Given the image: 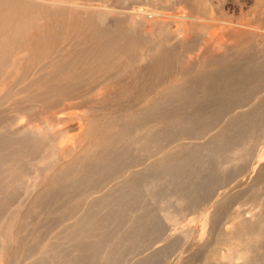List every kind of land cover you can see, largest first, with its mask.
Instances as JSON below:
<instances>
[{"label": "rangeland", "instance_id": "374dc122", "mask_svg": "<svg viewBox=\"0 0 264 264\" xmlns=\"http://www.w3.org/2000/svg\"><path fill=\"white\" fill-rule=\"evenodd\" d=\"M31 1L36 3L39 2L40 4L35 5V10L34 5L33 9L30 7L31 10L29 9L28 13L33 11L28 14L27 20L29 21V16H31V14H33L32 16L34 18L36 16V19L33 22L34 19L32 20L30 17L32 21H24V25L27 26V28L24 25H22V28L23 31L34 32V29L37 30L40 25L45 24L46 17L49 19L47 22L51 27L56 23L54 24L55 26H53L57 29L56 38H58L55 46L57 45L59 47L56 46L57 48L54 49L52 56L54 55L56 58L51 57V61L60 59L65 53L67 54L77 47L79 49L85 47L84 49L86 50L90 48L91 46L87 41V36L89 35L90 28H93L92 25L94 23V29L101 26L100 28L98 27V30L96 29V32L98 31L99 35L103 33L101 36L104 35L103 37L106 36V38L107 35L110 36L116 33L123 34L124 31V33L127 32V35L130 37L134 36L133 38L136 39L135 35L137 36L140 34L137 36L140 37L145 29L152 30L151 34L153 36L151 35L150 38L152 42L148 39L147 42L149 43L145 47L146 52H144V57L137 54V56L140 55L138 57L141 59H138L136 55L131 59L125 58L129 63L128 67L125 66L126 68H124V66L122 67V65H125L122 60L125 59L121 60L122 65L120 68L122 71L119 75H121L120 77L123 79L124 84L122 85L125 87L129 86L132 92L136 91L135 93L137 94L134 95L135 93L133 92L134 94L130 97L134 103L132 101L129 106L127 105L126 110L124 108L122 109L124 110L122 111L123 114L121 113L118 115L137 114L136 118H138L134 119L136 121L134 127L137 121L144 117L140 114V111L149 103L162 100L166 92L183 91L186 93L185 90L189 92L185 96L188 97V100L185 101L186 103L183 102L182 107L179 106L174 110H165L164 117L163 115H153L154 119L151 117L148 121L143 120L145 124L142 125L145 127L143 126V128H141V125L137 124V127H132L131 129L132 131L133 128L134 130L137 128L135 130L136 132L134 130V132L130 131V136L128 133V136H126L127 134L125 132V137L128 138L125 140L121 138L118 144V149L120 148L122 150L119 151L118 155L111 157L114 161L109 159L108 165L104 164L103 166L102 164V162L107 159V153L102 155L92 153L93 155H91L90 151H87V154L85 153L86 155L84 156L89 154L91 158L90 156H88V158L85 157L86 160H84L86 162L82 163L83 166L77 164L70 173L71 176H65L66 174H63V172H57L60 164L56 156L54 157L51 155L50 158L49 154L46 155L47 157L44 156V158H42L40 154L26 152V156L29 155L30 157L24 155V158L23 154L19 152L20 155H18L19 153L16 155L17 159L15 156H12V158L14 157V162H12V159H10V162L9 158V161L3 158V156L8 155L7 152L9 153L10 151L1 150L0 230L5 229L6 233H4L5 230L0 231V235L3 234L0 237V264H264V122L262 123L263 125L261 124V127L256 128L257 130L253 129L256 126L252 124L253 128L250 126L251 129L239 127V129L233 131L232 134L229 133L234 126L235 120L233 121V119L236 118L240 110L243 111L253 108L258 102L264 100V84H262L264 80L258 86L260 88L256 89V95L253 94V97L247 100V104L249 103V105H246L248 107L243 106V108L238 106L236 110L234 105H226L228 102L222 101L219 105L221 108L217 115H209L207 112L210 109L215 110V108L218 107L216 103L208 99V96L210 97L215 91H219V93L222 94L226 87V83H229L231 79L232 82H238L241 79H239V77L243 72V68L249 71V76L247 77L249 79L246 81L248 82L246 83L247 86L255 85V81L256 83L258 82L256 74L259 72L263 73L264 76V0ZM59 1L67 5L64 4L62 6V4H57L56 2L60 3ZM42 7L43 10H45L44 12H42L43 10L41 12L38 10V8L42 9ZM49 7L50 9H48ZM50 11L52 12L51 14ZM154 13L161 17L160 19L164 20L166 23L155 24L156 26L159 25V27L156 28L155 25L150 22L152 17L155 16ZM99 15H103L102 17L104 18L106 17L105 20L103 19L104 21H102ZM143 19L145 21H143ZM30 22H33V24ZM73 22L75 26L74 24L71 26ZM77 22L78 24H76ZM85 22L91 27H86L87 25ZM146 22L147 24L151 23L153 28L150 26L151 24H148V27H150L148 28L147 24H145ZM68 25L71 26L70 30L71 28L74 29V31H71L72 34H70V30L67 29L69 27ZM137 25L138 27H136ZM78 26H80L78 28L80 30L77 31L75 28ZM130 28H132L133 31H131ZM160 29L162 30L160 31ZM139 30L143 31L140 32ZM172 32H175L176 35L174 36ZM133 33L136 34L134 35ZM76 37L83 43L81 44L79 40H76ZM23 41V38H21V50L23 48ZM229 41H231V43ZM232 42H237L238 44H232ZM251 44L252 48H250ZM88 45L89 47H86ZM241 46L243 47L240 48ZM244 49H246V51ZM241 51L244 54L241 53ZM28 55V52L27 54H25V52L24 54L21 53V58L23 59H13L11 65L9 62L10 66H8L6 62L3 64L4 68L8 66L5 69L9 71H7L8 74L2 73L3 75H0V104H11L10 106H12L15 104V100L13 99L19 98L21 100V98H23V102L19 104V107H15V110L8 108V110L11 111H7V114L11 113L12 115L16 113V115H12L13 119H15L14 125L18 126L20 123H25L27 121V124L31 123V125L34 124V126L39 124L41 126L45 124V120L43 119L45 115H42L43 113L41 112L40 106H36V101L41 105V102L38 101L40 97H36L37 95L33 96L34 100L31 99L32 101H30V103L32 102L35 105H33L34 108H31L32 103L30 105L27 101L24 102V96L28 97L32 96V93L35 94L33 88L35 87L34 84L40 83V81L41 83L46 82V80H48L47 73H49V69L47 68V62L42 61L41 64L39 61L32 62ZM165 56L168 57L169 62H165ZM158 57L161 59H159L160 62ZM185 60L187 62H185ZM19 61L23 62L19 63ZM164 62L170 65L169 68H167L168 66L166 67ZM37 63L39 65H37ZM40 65L43 66L41 67ZM150 67L156 70H152ZM13 68L15 72H12ZM166 68L168 72L165 70ZM228 68L230 70V75H224V77V73L222 74V72H226L225 70ZM143 71L145 73L148 71L147 73L149 74L147 77ZM44 72L47 73L45 74ZM151 72H154V74ZM156 72L159 73L155 74ZM44 74L46 75V80L43 79V77H45ZM36 75L40 76L39 78L41 80ZM42 75L43 77L41 78ZM143 76L146 77L143 79H147L145 81L146 83L141 79ZM151 76L152 78H150ZM250 77L253 78L251 79ZM30 80H33L35 83H32L33 81ZM205 86L206 88L204 89ZM193 88L195 89V94L192 92ZM146 89L150 95L147 97L140 96L142 97L141 101V99L137 97ZM102 91H104V93L106 92L105 90ZM15 93L18 94V98H16L17 95ZM226 94L229 93L224 92V95ZM135 96L137 97L135 98ZM202 98H204V103L205 100H207L208 102L210 101L209 105H211L202 113V116H207V119H210L212 122L209 124L206 123L198 131L188 129L189 126L186 123H188L191 117L196 113H201L203 111V105L198 106L200 103H197L199 100L202 101ZM19 99L18 102L20 101ZM72 101L70 102L72 103ZM24 103L26 105L28 103L29 105L25 108ZM197 106L200 109L197 108ZM72 107L70 108L71 110L69 108L66 110V108L61 105L55 108L54 112L56 111L59 115L62 111L60 113L62 117L66 115V118H72L77 113V115L81 114V110L84 111L87 106H84L85 108H83V106H79L80 108L78 106L77 108L76 106ZM27 108L28 110H32L28 111ZM36 110L39 111L38 113H40L41 116L35 114V112H37ZM30 113H34V115L32 116ZM66 113L71 116H67ZM182 115L183 118H185L183 119L185 122L183 127L180 126L181 123H179L180 119H182L180 118ZM15 121H18V123L15 124ZM143 121H141V123ZM148 122L150 124H148ZM16 126H14V128H16ZM138 126H140L141 129L138 128ZM66 127L69 128L68 135L65 134L66 132L61 134L65 136L60 135L58 137L61 142L63 140L67 141L68 137L70 138L71 136L69 140L73 139L76 134V131H72L73 133L71 132L70 124H67ZM66 127L63 125L64 131L67 129ZM222 134L226 136H223L225 140L222 139ZM142 137H144L143 140H139L142 139ZM218 137L220 138L219 140H217ZM58 139L55 140V142H59ZM183 145H186L188 148L182 153L181 150L183 149L179 147ZM140 148L142 149L139 150ZM217 148L222 150L221 152L223 153H221V155H218ZM94 151L95 148H92V152ZM121 152L126 155L123 156ZM94 154H98V156H96L99 158L101 157L102 160H97V157L93 158L95 157ZM171 154L172 157L170 158L169 156ZM33 157L35 159H33ZM1 158L4 160H1ZM37 158L40 160H36ZM55 159H57L58 162L55 161ZM168 159H170V161H167ZM120 160L122 162H120ZM35 161L38 162L35 163ZM97 161L99 165H96ZM158 162H161V164ZM164 162L170 165H168L170 167L168 169L169 172H171L170 174H166L165 177L162 176L159 171L157 172V169L162 163L164 164ZM17 164H19V166ZM157 164L159 165L157 166ZM17 167L24 169L25 173L19 172ZM116 169L117 172L115 171ZM144 171L147 172L144 173V175H146H140V172ZM149 172L152 173L150 174ZM21 174H23V176H21ZM130 175L132 178L136 179H132ZM134 175L136 177H134ZM127 176H130L128 180ZM106 177L108 180H105L107 179ZM138 177L141 178L138 179ZM81 178L84 180L86 178L87 180L84 182ZM123 180L126 181L123 182ZM145 180L146 182H144ZM88 181H90L92 186L88 185L90 184ZM149 182L150 186L152 185V188L150 187L151 189L147 187L149 186ZM115 184L118 186H115ZM142 184L148 189L145 190ZM146 184L147 186H145ZM79 185L87 189V191L81 189ZM118 188L119 190H117ZM52 189L53 191H51ZM124 191L125 194L123 193ZM68 192L72 194V196H69L70 194ZM76 192H78L77 195H80L79 193L83 195H80L81 197L77 196ZM109 192L111 195L108 194ZM112 192H116V195ZM118 194L124 198L123 201ZM51 195L53 197L50 198ZM109 196L111 199L108 200L107 198H110ZM126 196H128L129 199L126 198ZM119 199H121V203L117 201ZM112 202L114 203L112 204ZM244 227L247 231H243ZM237 231H240V233ZM19 240L20 244L18 243ZM3 241L4 243L5 241L9 243H5L4 248L2 246ZM15 241L18 243L17 245ZM1 247L3 249H1ZM46 248L47 250H45ZM15 254L17 255L15 256Z\"/></svg>", "mask_w": 264, "mask_h": 264}, {"label": "bare ground", "instance_id": "6f19581e", "mask_svg": "<svg viewBox=\"0 0 264 264\" xmlns=\"http://www.w3.org/2000/svg\"><path fill=\"white\" fill-rule=\"evenodd\" d=\"M56 1V0H55ZM61 1V0H60ZM59 1V2H60ZM63 2V1H61ZM58 3L56 2L57 4H62V6L65 4V3ZM70 2V1H69ZM38 3V4H37ZM34 2V1H26V0H0V75H3V74H6L7 71H9L8 69L6 70L5 68L10 66L13 59L17 60V59H23L21 58V53L24 54H27L28 52V56L30 57V61L34 62V61H39L40 64L41 62L45 61L47 62V68L49 69V73L47 72H44L45 74L47 73V78L48 80H46V75L45 77H43V75L41 76V78L43 77L44 80H46V82H42L40 81V83H36L34 84L35 87L34 88V93L33 94L32 92V96H24V102L27 101L28 103H30V101H32L31 99H33V96H36V97H40L38 98V101L41 102V105L40 103H38L36 101V106L38 107V105L40 106L41 108V112L43 113L42 115L44 116L43 119L45 120V124L44 125H39V124H36L34 126V124L31 125V123L27 124L25 121V123H20L18 126L14 125V120L12 115H16L15 114H12L11 113H8L7 114V111H11V110H8V108L10 109H14L15 107H19L20 103L23 102V98H21V100L18 98V94L16 98H18L20 101L18 102V99H13L15 100V104H13L12 106L10 105H6V104H0V152L1 150H8L10 151L9 153L7 152L8 155L6 156H3L4 159H7L9 158L12 159L14 162V157L12 158V156H15V158L17 157L16 155L20 152L23 154V157L24 155L26 156V152L27 153H31V154H40V157L44 158V156L46 155H49L50 154V158H51V155L52 156H56V158H58L59 160V167L57 169V172H63V174H66L65 176L67 175H70V173L73 171L74 167L77 165V164H80L82 165L83 162H86V158H88V156H90L89 154L87 156H84L87 154V151H90V154L93 155L92 153H98V154H106L107 155V159H105L104 162H102L103 166L104 164H107L109 159H111V157H114L115 155H118L119 154V151L122 150V149H118V144L120 142V139L122 138V140L124 139H127L125 137V135L128 133L129 136H130V131L132 129V127H134L136 121L134 119H137L136 116L137 114L135 115V113H133L134 115L132 114H127L124 116L122 115H118V114H123L122 110L123 108L126 110L127 109V105L129 106L130 103H132V94H134L132 92V90L130 89L129 86L125 87L123 83V79L120 77L121 75H119L122 71V69L120 68V66L122 65L121 64V60L122 59H125V58H133L135 55L136 57L138 56H142L144 57L143 55L145 54L144 52L145 51V47L146 45L149 43L147 42L148 39L149 41L150 38H151V33H152V30L150 29H145L143 31V34L140 36V37H137L139 35H135L136 39H134L133 37H130L129 35H127V32L124 33L123 31V34H113V35H110L108 36L107 35V38L106 36L103 37L101 36L103 33H101L99 35V32L97 31L96 32V29L98 30L101 26H98L96 29H94V24L92 25L93 28H90L91 26L89 24H86V22H89V21H86L85 25L86 27H89L90 28V32H89V35L87 36V41L88 43H90V48H88L87 50L86 49H79L78 47L75 48L74 50H71V52L69 53H65V55H63V57H59L60 59L58 60H50L51 57H54L56 58L54 55L52 56V54L54 53V49L59 47V46H55L56 44V40L58 38H56V31L57 29L53 26H55L54 23L53 26L51 27V25L47 22V17L45 19V24H42L40 25L37 30L34 29L35 31H23V28H22V25L25 24L24 21H26L28 19V14H30L32 11H30V13H28L29 9L31 10V8L33 9L35 5H39L40 3L39 2ZM47 3V2H46ZM34 5V6H33ZM43 5V4H41ZM40 5V7H41ZM52 5V4H51ZM67 5V4H65ZM33 6V7H32ZM50 6V5H49ZM60 6V5H59ZM76 6V5H75ZM31 7V8H30ZM38 7V6H37ZM44 7V6H43ZM43 7L42 9L41 8H38V10L41 12L43 10ZM61 7V6H60ZM150 7V6H149ZM36 9V6L34 8V10ZM46 9V8H45ZM50 9V7L48 8ZM47 9V10H48ZM72 9V8H71ZM79 9V8H78ZM38 11V12H39ZM45 10H43L42 12H44ZM49 11V10H48ZM255 11V10H254ZM102 12V11H101ZM191 12V11H190ZM52 12L50 11V14ZM79 13V12H78ZM44 14V13H43ZM47 14V13H46ZM49 14V13H48ZM109 14V13H108ZM231 14V13H230ZM263 14V13H262ZM33 14H31V16H29V21L32 19L33 22L35 21L36 19V16L35 18L32 16ZM35 15V13H34ZM36 15H39V14H36ZM57 15V14H56ZM155 15V13H154ZM61 16V15H60ZM66 16V15H65ZM100 18L102 19V21L105 20L104 17H102L101 15H99ZM253 16V15H252ZM259 16V15H258ZM264 16V14H263ZM31 17V19H30ZM86 17V16H85ZM144 17V16H143ZM261 17V16H260ZM49 18V17H48ZM58 18V16H57ZM56 18V19H57ZM146 18V17H144ZM150 18V17H149ZM161 17H159L158 15H155L152 17L151 21L149 19V21L151 23H153V25L155 24H162V23H166L164 20H161L160 19ZM41 19V18H40ZM43 19V18H42ZM59 19V18H58ZM86 19V18H85ZM104 19V20H103ZM147 19V18H146ZM31 20V21H32ZM138 20H141V19H138ZM184 20V19H183ZM262 20V19H261ZM28 21V20H27ZM28 21V22H29ZM51 21V20H50ZM65 21V20H64ZM143 21H145L143 19ZM260 21V20H259ZM33 22H30L33 24ZM92 22V21H91ZM141 22V21H140ZM188 22V21H187ZM262 22V21H261ZM36 23L38 24V22L36 21ZM62 23V22H61ZM60 23V24H61ZM151 23H148V24H151ZM169 23V22H168ZM185 23V21H184ZM260 23V22H259ZM27 24V23H26ZM74 22L72 23L71 26H73ZM78 24V22L76 23ZM138 24V23H136ZM147 24V22L145 23ZM147 24V27L149 26ZM189 24V23H187ZM262 24V23H261ZM28 25V24H27ZM70 25V24H69ZM68 25V26H69ZM80 25V24H79ZM99 25V24H97ZM120 25V24H119ZM131 25V24H130ZM135 25V24H133ZM132 25V26H133ZM185 25V24H184ZM190 25V24H189ZM25 26V25H24ZM29 26V25H28ZM57 26V25H56ZM69 26L67 29L70 30V27ZM75 26V24H74ZM77 26V25H76ZM152 26V24L150 25ZM163 26V25H161ZM166 26V25H165ZM27 28V26H25ZM30 27V26H29ZM34 27V25H33ZM58 27V26H57ZM64 27V26H63ZM80 26L78 27H73L75 28L77 31L80 30L78 29ZM135 27V26H133ZM132 27V28H133ZM138 27V25L136 26ZM143 27H146V26H143ZM155 27H159L155 25ZM190 27V26H189ZM188 27V28H189ZM247 27V26H246ZM131 29V31H133ZM150 28V27H148ZM153 28V26H152ZM151 28V29H152ZM30 29V28H29ZM62 29V27H61ZM139 29V28H138ZM254 29V28H253ZM74 31V29L71 28L70 30V34L71 31ZM118 30V28H117ZM135 30V29H134ZM154 30V29H153ZM162 29H160L161 31ZM167 30V29H166ZM165 30V32H166ZM172 30H175V29H172ZM184 30V29H183ZM244 30V29H243ZM138 31V30H137ZM136 31V32H137ZM140 31V30H139ZM140 31V32H141ZM186 31V30H184ZM183 31V32H184ZM101 32V30H100ZM122 32V31H121ZM139 32V33H140ZM164 32V31H163ZM170 32V30H169ZM242 32V31H241ZM240 32V33H241ZM253 32V31H252ZM255 32V30H254ZM79 33V32H78ZM109 33V32H108ZM130 33V32H129ZM154 33V32H153ZM174 33V36L176 35L175 32H172ZM186 33V32H185ZM188 33V31H187ZM233 33V32H232ZM261 33V32H260ZM69 34V33H68ZM77 34V33H76ZM85 34V33H84ZM105 34V33H104ZM125 34V35H124ZM162 34V33H161ZM178 34V33H177ZM239 34V33H238ZM132 35V33H131ZM155 35V34H154ZM184 35V33H183ZM182 35V36H183ZM189 35V34H188ZM212 35V34H211ZM256 35V34H255ZM264 35V34H263ZM75 36V35H74ZM85 36V35H84ZM153 36V35H152ZM262 36V35H261ZM81 37V36H80ZM217 37V36H216ZM23 38V48L21 50V47H20V39ZM139 38V39H138ZM158 38V37H157ZM171 38V37H170ZM174 38V37H173ZM231 39H233L232 37H229ZM235 38V37H234ZM243 38V36H242ZM84 39V38H83ZM166 39V37H165ZM175 39V38H174ZM185 39V38H184ZM214 39V37H213ZM221 39V38H220ZM255 39V38H254ZM76 40H79L77 39L76 37ZM244 40V39H243ZM249 40V39H248ZM264 40V39H263ZM81 42V40H79ZM78 41V42H79ZM160 41V40H159ZM184 41V40H183ZM247 41V40H246ZM74 42V41H73ZM79 42V43H80ZM152 42V41H151ZM154 42V41H153ZM179 42V41H178ZM218 42V41H217ZM231 43V41H229ZM249 42V41H248ZM77 43V42H76ZM75 43V45H76ZM83 42H81L82 44ZM85 43V42H84ZM156 43V41H155ZM224 43V42H223ZM236 44L235 42H232V44ZM250 43V42H249ZM58 44V43H57ZM152 44V43H151ZM176 44V43H174ZM186 44V43H185ZM217 44V43H216ZM238 44V43H237ZM161 45V44H160ZM164 45V44H162ZM183 45V44H182ZM223 45V44H222ZM229 45V44H228ZM241 45V44H240ZM249 45V44H248ZM255 45V44H254ZM263 45V44H262ZM80 46V44H79ZM151 46V45H150ZM181 46V45H179ZM261 46V45H260ZM86 47H89L86 46ZM177 47V45H176ZM206 47V46H205ZM234 47V46H232ZM243 46H241L240 48H242ZM156 48V47H155ZM201 48H204V47H201ZM200 48V49H201ZM239 48V47H238ZM245 48V47H244ZM252 48V44H251V47ZM262 48V47H261ZM147 49V48H146ZM160 49V48H159ZM183 50V49H181ZM189 50V49H188ZM202 50V49H201ZM246 51V49H244ZM157 51V50H156ZM165 51V50H164ZM163 51V52H164ZM240 51V50H239ZM248 51V49H247ZM65 52V51H64ZM167 52V51H166ZM241 53H243L241 51ZM246 53V52H245ZM137 54H140L137 56ZM174 54V53H173ZM239 54V53H238ZM244 54V53H243ZM161 55V54H160ZM240 55V54H239ZM238 55V56H239ZM147 56V55H146ZM169 56V55H168ZM206 56V55H205ZM198 57V56H196ZM195 57V58H196ZM237 57V56H236ZM140 57H138L139 59ZM166 58V61H168V57H164ZM170 58V57H169ZM26 59V58H25ZM125 59V60H122L123 64L125 65H122V67L124 66V68H126L125 66L128 67L129 63H128V60ZM137 59V58H136ZM135 59V60H136ZM141 59V58H140ZM160 59V57H158V60ZM172 59V58H171ZM219 59V58H218ZM49 60V61H47ZM143 60V59H142ZM161 60V59H160ZM159 60V62H160ZM164 60V59H163ZM188 60V59H187ZM192 60V59H191ZM222 60V59H221ZM246 60V59H245ZM127 61V62H126ZM150 61V60H149ZM215 61V60H214ZM213 61V62H214ZM8 63L7 65L8 66H3V64ZM9 62H10V65H9ZM23 62V61H21ZM19 61V63H21ZM28 62V61H27ZM146 62V61H145ZM164 62V64H165ZM169 62V61H168ZM185 62H187L185 60ZM191 62V61H190ZM212 62V63H213ZM17 63V61H16ZM25 63V62H24ZM127 63V65H126ZM131 64V63H130ZM29 65H30V62H29ZM28 65V66H29ZM33 65V64H32ZM36 65V63H35ZM34 65V67H35ZM37 65H39L37 63ZM44 65V63H43ZM42 65V66H43ZM167 68H169V64H165ZM185 65V63H184ZM17 66V65H16ZM27 66V64H26ZM41 66V65H40ZM41 66V67H42ZM21 67V65H20ZM19 67V68H20ZM137 67V66H136ZM187 67V66H186ZM16 68V67H15ZM37 68V67H36ZM151 68V67H150ZM160 68V67H159ZM167 68L165 69L167 71ZM171 68V67H170ZM208 68V67H207ZM211 68V67H210ZM227 68V67H226ZM5 69V70H4ZM21 69V68H20ZM43 69V68H42ZM45 69V67H44ZM121 69V70H120ZM149 69V68H148ZM152 69V68H151ZM155 69V68H153ZM152 69V70H153ZM190 69V68H189ZM11 70V69H10ZM147 70V69H146ZM150 70V69H149ZM156 70V69H155ZM164 70V72H165ZM169 70V69H168ZM185 70V69H184ZM215 70V69H214ZM263 70V69H262ZM14 71V68L12 70V72ZM26 72H28L27 70H25ZM135 71V70H134ZM151 71V70H150ZM210 71V70H209ZM226 72H222L223 76H228L230 75V70L229 68L227 70H225ZM264 71V70H263ZM261 71V72H263ZM15 72V71H14ZM18 72V71H17ZM144 72V71H143ZM148 72V71H147ZM146 72V73H147ZM168 72V71H167ZM208 72V71H207ZM240 72V71H239ZM3 73V74H2ZM10 73V72H9ZM23 73V72H21ZM145 73V72H144ZM147 75L149 73H147ZM154 74V72H151ZM159 72H156L155 74H158ZM166 73V72H165ZM209 73V72H208ZM251 73V72H250ZM257 73V72H255ZM8 74V73H7ZM11 74V73H10ZM30 74V73H29ZM43 74V72H42ZM123 74V73H122ZM164 74V73H163ZM204 74V72H203ZM210 74H213V73H210ZM15 75V74H14ZM19 75V74H18ZM161 75V74H159ZM205 75V74H204ZM215 75V74H214ZM254 75V74H253ZM251 75V76H253ZM31 76V75H30ZM38 76V75H36ZM35 76V77H36ZM150 76V75H149ZM153 76V75H152ZM152 76L150 78H152ZM158 76V75H157ZM224 76V77H225ZM233 76V75H231ZM229 76V77H231ZM249 76V71L246 69V68H243V72L242 74L240 75L239 77V81L238 82H232V79L229 81V83H226V87L224 88L223 90V93L220 94L219 91H215V93L211 94V96L209 97L208 96V99H211V101L213 103H216V106H218L217 108H215V110L213 109H210L208 112L209 115H217L218 111L220 110L221 106L219 107L220 103H222V101L224 102H228L226 105H234L235 106V109L239 106V107H243V106H247L249 105V103L247 104V100L251 97H253V94H255L256 92V89L260 88L258 87L260 85V83H262V81L264 80V76H263V73H258L256 74V77L258 79V82L256 83V81L254 82L255 85H252V86H247L246 82L247 78ZM16 77V76H15ZM14 77V79H15ZM40 76H38L39 78ZM126 77V76H125ZM145 76H143L141 79L145 82L146 80L143 79ZM145 77V78H146ZM160 77V76H159ZM164 77V76H163ZM211 77V76H210ZM227 77V78H229ZM260 80H259V78ZM12 78V77H10ZM19 78V76H18ZM121 78V79H120ZM156 78V77H155ZM158 78V77H157ZM217 78V77H216ZM251 79L253 77H250ZM255 78V77H254ZM34 79V78H33ZM40 79V78H39ZM138 79V78H137ZM230 79V78H229ZM234 79V78H233ZM4 80V79H3ZM41 80V79H40ZM256 80V78H255ZM30 81H33V80H30ZM151 81V80H149ZM203 81V80H202ZM16 82H19V81H16ZM21 82V81H20ZM219 82V81H218ZM31 83V82H30ZM32 83H35L34 81ZM146 83V82H145ZM149 83V82H148ZM162 83V82H161ZM251 83V82H249ZM129 84V83H127ZM264 84V83H262ZM27 85V84H26ZM32 85V84H31ZM30 85V86H31ZM32 85V86H34ZM224 85V84H223ZM250 85V84H249ZM12 86V85H11ZM18 86V85H17ZM140 87V86H139ZM138 88V87H137ZM184 88V87H183ZM203 88V87H202ZM206 88V86L204 87V89ZM208 88V87H207ZM223 89V88H222ZM221 89V90H222ZM102 90H105L106 92L104 93V91ZM134 90V89H133ZM136 90V88H135ZM143 90V89H142ZM141 90V91H142ZM153 90V89H152ZM183 90V89H182ZM194 92V88L192 89ZM215 90V89H214ZM213 90V92H214ZM148 90L146 89L144 92L142 91L141 94L137 97L135 96V98H140L141 101H142V97L140 96H143V97H147L149 96L150 94L147 92ZM185 92L183 91H173L171 93H167L164 95L163 99L162 100H159V101H153L152 103H149L147 106H145L144 109H142L140 111V114L143 115V119H140L141 121H148L149 118L151 119V117L154 119V116L153 115H158V116H162L163 117L165 116L164 115V112L165 110L169 109V110H174L176 108H178L179 106H183V102H185L186 100H188L187 98L188 97H185L186 94H188L187 90H185ZM20 92H23V91H20ZM29 92V91H28ZM138 92V91H137ZM191 92V91H190ZM191 92V93H192ZM212 92V91H211ZM224 92L225 93H229V94H226L224 95ZM264 92V91H263ZM262 92V93H263ZM26 93V92H25ZM30 93V92H29ZM185 93V95H184ZM198 93V92H197ZM261 93V94H262ZM137 93H135L134 95H136ZM195 94V92H194ZM20 95V94H19ZM202 95V94H201ZM256 95V94H255ZM258 95H259V92H258ZM131 96V97H130ZM1 97V96H0ZM20 97V96H19ZM34 97V98H36ZM130 97V98H129ZM195 97V96H194ZM263 97V96H262ZM257 98V97H255ZM10 99V98H9ZM207 99V98H205ZM260 99V98H259ZM34 100V99H33ZM37 100V99H36ZM74 102H73V101ZM146 100H149V99H146ZM253 100V99H252ZM258 100V99H257ZM72 101V103L70 102ZM140 101V100H139ZM198 101V100H197ZM202 101H203V104H202ZM202 101L199 100V102L197 103H200V105L198 106H201L203 105V111L201 113H196L194 116L191 117V120L186 123L188 124V129H193V130H200L201 127L203 125H205L206 123H211L212 121L209 119H207V116H202L206 109L211 106L209 105V102L207 100H205V103H204V98H202ZM207 101V102H206ZM260 101V100H258ZM5 102V101H4ZM17 102V103H16ZM34 102V101H33ZM251 102V101H250ZM7 103V102H6ZM10 103V102H9ZM27 103V105H29ZM32 103V102H31ZM30 103V105H31ZM134 103V101H133ZM186 103V102H185ZM225 104V103H224ZM247 104V105H246ZM25 105V106H24ZM24 107L26 108L27 105L24 103ZM33 105H35L34 103H32V107L31 108H34ZM63 106L64 108H66V110L69 108H71L72 106H83V108H85L84 106H87L85 108V110H81L82 113L79 114V115H75L73 116L72 118L70 117L71 115H68L67 113V116H69L70 118H66L64 115L63 117L61 116V112L59 113V115L56 113V111L54 112V109L59 107V106ZM223 105V104H222ZM5 106V107H4ZM21 106V107H23ZM197 106V108H199ZM7 107V108H6ZM72 107V108H73ZM214 107V106H213ZM229 107V106H228ZM248 107V106H247ZM80 108V107H79ZM82 108V107H81ZM130 108V107H128ZM196 108V109H197ZM211 108V107H210ZM244 108V107H243ZM246 108V107H245ZM18 109V108H17ZM21 109V108H20ZM193 109V108H192ZM200 109V108H199ZM230 109V108H229ZM15 110V109H14ZM23 110V109H21ZM28 110V108H27ZM32 110V109H30ZM28 110V111H30ZM64 110V109H62ZM71 110V109H70ZM198 110V109H197ZM212 110V111H211ZM237 110V109H236ZM37 112H35V114H39L38 113L39 111L36 110ZM65 111V110H64ZM137 111V110H136ZM201 111V110H200ZM231 111V110H230ZM168 112V111H167ZM192 112V111H191ZM198 112V111H197ZM221 112V111H220ZM224 112V111H223ZM236 112V111H235ZM14 113V112H13ZM173 113V112H172ZM222 113V112H221ZM230 113H233V112H230ZM229 113V114H230ZM10 114V115H9ZM18 114V113H17ZM31 114V113H30ZM64 114V113H63ZM62 114V115H63ZM138 114V115H140ZM192 114V113H191ZM220 114V113H219ZM235 114V113H233ZM32 116L34 115V113L31 114ZM38 115V116H39ZM186 115V114H185ZM222 115V114H221ZM41 116V115H40ZM16 117V116H14ZM140 117V116H139ZM146 117V118H145ZM162 117V118H163ZM211 117V116H210ZM17 118V117H16ZM156 118V116H155ZM161 118V117H160ZM168 118V117H167ZM166 118V119H167ZM171 118V117H170ZM182 119H180V126H184L185 122L183 121V115L182 117H180ZM189 118V117H188ZM19 119V118H18ZM157 119V118H156ZM17 120V119H16ZM138 120V121H140ZM235 120V121H234ZM137 121V124H140L141 125V128H143L144 125L142 124H145V122L143 121L141 123ZM153 121V120H152ZM188 121V119H187ZM232 121V120H231ZM234 121V126L233 128H231L230 132L232 134L233 131L239 129V127H247V129H251L250 126H256L255 128H252L255 130L256 128H259L261 127L264 122V100L258 102L253 108H250V109H247V110H240L239 114L236 116V118L233 119ZM18 121H15V124H17ZM67 124H70L71 128V132L72 131H76V134L74 135L73 139L69 140L70 138L68 137V140H63L62 142L60 141V138L58 139V137L61 135V134H64V132H66L65 134L68 133V129L66 126ZM137 124L135 127H137ZM148 124H150L148 122ZM262 124V125H261ZM12 125H13V128H12ZM63 125H65V128L66 130L64 131V128H63ZM147 125V124H146ZM231 125V124H230ZM14 126H16V128H14ZM134 127V128H135ZM145 127V126H144ZM187 127V126H186ZM230 127V126H229ZM232 127V126H231ZM249 127V128H248ZM133 128V130H134ZM138 128H140V126H138ZM140 128V129H141ZM185 128V127H184ZM73 129V130H72ZM137 129V128H136ZM135 129V130H136ZM182 129V128H181ZM225 129V128H224ZM131 131V132H134V131ZM178 130V129H177ZM244 130V129H243ZM257 130V129H256ZM261 130V129H260ZM129 131V132H128ZM148 131V130H147ZM158 131V130H157ZM229 131V130H228ZM126 132V134H125ZM136 132V131H135ZM180 132V131H179ZM73 133V132H72ZM124 133V135H123ZM181 133V132H180ZM183 133V132H182ZM185 133V132H184ZM128 134L126 136H128ZM229 134V135H231ZM68 135V134H67ZM151 135V134H150ZM61 136H64V135H61ZM70 136V135H69ZM125 138H124V137ZM141 136V135H140ZM152 136V135H151ZM157 136V135H155ZM154 136V137H155ZM222 136V139H223V136L226 137L224 134L221 135ZM65 137V136H64ZM149 137V136H148ZM160 137V136H159ZM63 138V137H61ZM139 138V137H138ZM144 137H142V139H139V140H143ZM59 142H55V140H57ZM217 139V138H216ZM214 139L215 141L219 140L220 138L218 137V139L216 140ZM121 140V141H122ZM146 140V139H145ZM149 140V138H148ZM147 140V141H148ZM225 140V139H223ZM222 140V141H223ZM221 141V142H222ZM55 142V143H54ZM137 142V140H136ZM150 142V141H149ZM224 142V141H223ZM144 143V141H143ZM151 143V142H150ZM152 144V143H151ZM217 144V143H216ZM220 144V143H219ZM126 145V144H125ZM146 145V144H145ZM149 145V144H148ZM218 145V144H217ZM221 145V144H220ZM219 145V146H220ZM124 146V145H123ZM130 146V145H128ZM150 146V145H149ZM147 146V147H149ZM188 146V145H187ZM190 146V145H189ZM151 147V146H150ZM92 148H95V151L92 152ZM125 148V146H124ZM130 148V147H128ZM145 148V147H144ZM143 148V149H144ZM153 148V147H152ZM180 149H183L181 150V152H185L186 149L188 147H186V145H183V146H180L179 147ZM91 149V150H90ZM142 148H140L139 150H141ZM218 150V155H221V152L222 150H220V148H217ZM126 150L128 151L127 147H126ZM138 150V151H139ZM145 150V149H144ZM178 150V149H177ZM209 150V149H208ZM13 151V152H12ZM152 151V149H151ZM176 151V150H175ZM125 152V151H124ZM4 153V152H2ZM11 153V154H10ZM14 153V155H13ZM20 153L18 155H20ZM86 153V154H85ZM123 154V152H121ZM98 154H96L98 156ZM136 154V153H135ZM168 154V153H167ZM173 154V153H172ZM172 154L169 156L170 158L172 157ZM1 155V154H0ZM94 154L95 157L93 158H96V156ZM126 155L125 153L123 154V156ZM132 155V154H131ZM130 155V156H131ZM181 155V154H180ZM184 155V154H183ZM100 156V155H99ZM105 156V155H104ZM167 156V155H166ZM179 156V154H178ZM182 156V155H181ZM6 157V158H5ZM26 157H30L29 155L26 156ZM47 157V156H46ZM53 157V158H54ZM117 157V156H116ZM119 157V156H118ZM25 158V157H24ZM41 158V159H42ZM49 158V157H48ZM91 158V156H90ZM98 159L97 160H102V158L100 159L99 157H97ZM126 158V157H125ZM184 158V157H183ZM219 158V157H218ZM1 158V160H4ZM17 159V158H16ZM28 159V158H26ZM33 159H35L33 157ZM85 159V160H84ZM120 159V158H118ZM216 159V158H215ZM6 160V161H7ZM8 160V161H9ZM31 160V159H30ZM38 160V158L36 159ZM40 160V159H39ZM38 160V161H39ZM57 159H55V161L58 162ZM93 160V159H92ZM112 161H114L113 159H111ZM123 160V159H122ZM126 160V159H125ZM135 160V159H133ZM138 160V159H137ZM217 160V159H216ZM19 161H20V157H19ZM17 161V162H19ZM38 161H35V163H37ZM43 161V160H42ZM50 161V160H49ZM48 161V162H49ZM90 161V160H89ZM131 161V160H130ZM165 161V160H164ZM167 161H170V159H168ZM166 161V162H167ZM11 162V160H10ZM34 162V161H33ZM44 162V161H43ZM54 162V161H53ZM94 162V161H93ZM111 162V161H110ZM120 162H122L120 160ZM128 162V161H127ZM52 163V162H51ZM161 164V162H158ZM182 163V162H181ZM11 164V163H10ZM41 164V162H40ZM121 164V163H120ZM124 164V163H123ZM126 164V163H125ZM184 164V163H182ZM19 166V164H17ZM27 165V164H26ZM42 165V164H41ZM44 165V163H43ZM78 165V166H80ZM85 165V164H84ZM96 165H99L98 161L96 163ZM95 165V166H96ZM108 165V164H107ZM119 165V164H118ZM151 165V164H150ZM159 164H157L158 166ZM169 165V164H168ZM165 162L164 164L162 163V165H160V167L157 169V172L159 171L160 174L162 176L165 177L166 174H170L171 172H169V169L170 168ZM179 165V164H178ZM16 166V165H15ZM83 166V165H82ZM94 166V167H95ZM120 166V165H119ZM124 166V165H122ZM126 166V165H125ZM130 166V165H129ZM264 166V165H263ZM27 167V166H26ZM149 167V166H148ZM151 167V166H150ZM181 167V165H180ZM205 167V166H204ZM18 168V167H17ZM30 168V167H29ZM80 168V167H79ZM110 168V167H108ZM113 168V167H111ZM156 168V167H155ZM198 168V167H197ZM93 169V168H92ZM92 169H89V170H92ZM119 169V168H118ZM122 169V167H121ZM129 169V168H128ZM130 170V169H129ZM150 170V169H149ZM154 170V169H153ZM182 170V169H181ZM180 170V171H181ZM184 170V169H183ZM17 171V170H16ZM18 171L19 172H24V169H22L21 167L18 168ZM50 171V170H49ZM77 171V169H76ZM94 171V170H93ZM117 172V169L115 170ZM120 171V170H119ZM126 171V170H125ZM135 171H138V170H135ZM148 171V169H147ZM18 172V173H19ZM115 172V173H116ZM156 172V171H155ZM176 172V171H174ZM201 172V171H200ZM264 172V171H263ZM25 173V172H24ZM54 173V172H53ZM110 173V172H108ZM133 173V172H131ZM144 173H147V172H140V175ZM150 173V172H149ZM152 173V172H151ZM150 173V174H151ZM154 173V172H153ZM254 173V172H253ZM56 174V173H55ZM98 174V173H97ZM112 174V173H111ZM117 174V173H116ZM16 175V174H15ZM25 175V174H24ZM58 175V173H57ZM77 175V174H76ZM100 175V174H99ZM123 175V174H122ZM146 175V174H145ZM144 175V176H145ZM7 176V175H6ZM21 176H23V174H21ZM61 176V175H60ZM71 176V175H70ZM83 176V174H82ZM81 176V177H82ZM96 176V175H95ZM114 176V175H113ZM119 176V175H118ZM131 176V175H130ZM129 176V177H130ZM171 176V175H170ZM51 177V176H49ZM63 177V176H62ZM61 177V178H62ZM69 177V176H68ZM108 177V176H107ZM106 177V178H107ZM110 177V176H109ZM125 177V176H124ZM129 177L127 176V180L129 179ZM134 177H136L134 175ZM142 177V176H141ZM141 177H138V179H140ZM74 178V177H73ZM84 178V176H83ZM81 178V179H83ZM91 178V177H90ZM132 178V176H131ZM48 179V178H47ZM55 179V178H54ZM77 179V178H76ZM118 179V178H117ZM125 179V178H124ZM132 179H136V178H132ZM64 180V179H63ZM84 180V179H83ZM85 180H87L85 178ZM84 180V182H85ZM89 180V178H88ZM94 180V178H93ZM105 180H108L105 179ZM114 180V179H113ZM122 180V179H121ZM81 181V180H80ZM92 181V180H91ZM98 181V180H97ZM104 181V180H102ZM100 181V182H102ZM126 180H123V182H125ZM141 181V180H139ZM149 181V180H148ZM15 182V181H14ZM56 182V181H55ZM58 182V181H57ZM62 182V181H61ZM74 182V181H73ZM83 182V181H82ZM81 182V183H82ZM90 183V181H88ZM94 182V181H93ZM130 182V181H128ZM132 182V181H131ZM135 182V181H134ZM138 182V180H137ZM146 182V180L144 181ZM51 183V182H50ZM64 183V182H63ZM67 183V182H66ZM99 183V182H97ZM104 183V182H103ZM117 183V182H116ZM121 183V182H120ZM141 183V182H140ZM142 183H143V180H142ZM152 183V182H151ZM158 183V182H157ZM58 184V183H57ZM60 184V183H59ZM74 184V183H73ZM72 184V185H73ZM85 184V183H83ZM88 184V183H87ZM86 184V185H87ZM91 184V183H90ZM88 184L89 186H92V184L90 185ZM133 184V183H132ZM159 184V183H158ZM168 184V183H167ZM69 185V184H68ZM81 185V184H80ZM79 185V186H80ZM85 185V187H86ZM104 185V184H103ZM123 185V184H121ZM126 185V184H125ZM136 185V184H135ZM141 185V184H140ZM140 185H137V186H140ZM149 186H147V184L145 186L147 187H151L152 188V185L150 186V182L148 183ZM9 186V185H8ZM66 186V185H65ZM70 186V185H69ZM78 186V187H79ZM115 186H118L115 184ZM114 186V187H115ZM132 186V185H131ZM143 186V184H142ZM77 187V188H78ZM88 187V186H87ZM129 187V186H127ZM136 187V186H135ZM134 187V188H135ZM144 187V186H143ZM6 188V187H5ZM23 188V187H21ZM69 188V187H68ZM67 188V189H68ZM81 189H84L83 187L80 186ZM117 188V187H116ZM121 188V187H119ZM119 188L117 190H119ZM124 188V187H123ZM131 188V187H130ZM145 190H147L148 188L144 187ZM150 188V189H151ZM154 188V187H153ZM163 188V187H162ZM199 188V187H198ZM202 188V187H201ZM54 189V188H53ZM53 189L51 191H53ZM70 189V188H69ZM91 189V187H90ZM205 189V188H204ZM16 190V189H15ZM57 190V189H55ZM75 190V189H74ZM73 190V192H74ZM115 190V189H114ZM122 190V189H121ZM130 190V189H129ZM68 191V190H67ZM76 191V190H75ZM80 191V190H79ZM84 191H87V189H84ZM83 191V192H84ZM89 191V190H88ZM132 191V190H131ZM142 191V190H141ZM144 191V189H143ZM152 191V190H151ZM150 191V192H151ZM7 192V191H6ZM72 192V191H70ZM82 192V191H81ZM118 192V191H116ZM115 192V193H116ZM148 192V191H147ZM4 193V192H3ZM8 193V192H7ZM53 193V192H52ZM69 193V192H68ZM78 192H76V195H77ZM86 193V192H84ZM113 193V192H112ZM113 193V194H115ZM121 193V191H120ZM125 194V191L123 192ZM138 193V192H137ZM207 193V192H206ZM70 194V193H69ZM68 194V195H69ZM80 195H83L82 193H79ZM108 194L111 195V193L109 192ZM128 194V193H127ZM139 194V193H138ZM148 194V193H147ZM11 195V194H10ZM53 195V194H52ZM50 196L53 197V196ZM75 195V194H74ZM73 195V196H74ZM80 195H77V196H80ZM107 195V194H106ZM116 195V194H115ZM120 198L121 195L118 194ZM129 195V194H128ZM15 196V195H14ZM55 196V195H54ZM66 196V195H65ZM69 196H72V194H70ZM125 196V195H124ZM123 196V197H124ZM131 196V195H130ZM129 196V197H130ZM140 196V195H139ZM11 197V196H10ZM56 197V196H55ZM81 197V196H80ZM84 197V196H83ZM107 197V196H106ZM110 197V196H109ZM114 197V196H113ZM8 198V197H7ZM12 198V197H11ZM15 198V197H14ZM22 198V197H21ZM47 198V197H46ZM126 198H128V196H126ZM132 198V196H131ZM53 199V198H52ZM106 199V198H105ZM108 200L111 199L110 198H107ZM106 199V200H107ZM114 199V198H113ZM117 199V197H116ZM124 198H122V201H123ZM129 199V198H128ZM115 200V199H114ZM113 200V201H114ZM120 200V201H119ZM117 200L119 203H121V199ZM116 201V200H115ZM126 201V200H125ZM129 201V200H128ZM137 201V200H136ZM39 202V201H38ZM114 202H112L113 204ZM127 203V202H126ZM78 204V203H77ZM124 204V203H123ZM128 204V203H127ZM108 205V204H107ZM111 205V203H110ZM118 205V204H117ZM36 206V205H35ZM106 206V205H105ZM120 206V205H119ZM18 207V206H17ZM93 207V206H92ZM221 207V206H220ZM34 208V207H33ZM38 208V207H37ZM63 208V207H62ZM108 208V207H107ZM120 208V207H119ZM125 208V207H124ZM7 210V209H6ZM11 210V209H10ZM70 210V209H69ZM60 211V210H59ZM58 211V212H59ZM68 211V210H67ZM73 211V210H72ZM92 213V212H91ZM143 213V212H142ZM64 214V213H63ZM94 214V213H93ZM32 217V216H31ZM66 217V216H65ZM92 217V216H91ZM62 218V217H61ZM95 218V217H94ZM98 218V217H97ZM99 219V218H98ZM8 220V219H7ZM93 220V218H92ZM146 221V220H145ZM89 222V221H88ZM6 224H8L7 222H5ZM11 223V222H10ZM94 224V223H93ZM140 224V223H139ZM4 225V223H3ZM27 225V224H26ZM1 226V225H0ZM242 229V228H241ZM2 230H5V229H2ZM0 230V231H2ZM29 230V229H28ZM239 230V229H238ZM245 230V227L243 229V231ZM247 231V230H245ZM263 231V230H262ZM240 233V231H237ZM3 233V232H2ZM4 233H6V230L4 231ZM21 233V232H19ZM18 233V234H19ZM238 233V234H239ZM241 233H242V230H241ZM244 233V232H243ZM264 233V232H263ZM88 234V233H87ZM246 234V233H245ZM244 234V235H245ZM249 234V233H248ZM3 235V234H1ZM0 235V237H1ZM75 235V233H74ZM73 235V236H74ZM90 235V233H89ZM247 235V234H246ZM7 236V235H6ZM12 237V236H11ZM7 238V237H6ZM13 238V237H12ZM255 238V237H254ZM5 239V237H4ZM70 239V238H69ZM87 239V238H86ZM124 239V238H123ZM237 239V238H236ZM7 241V240H6ZM5 241V243H6ZM71 241V240H70ZM69 241V242H70ZM125 241V240H124ZM237 241V240H236ZM12 242V241H11ZM20 242V240L18 241V243ZM4 241H3V248H4ZM16 243V241H15ZM16 243V245L18 244ZM6 244H9V243H6ZM20 244V243H19ZM1 246V245H0ZM20 246V245H19ZM49 247V246H48ZM1 247V249H3ZM21 249V248H20ZM6 250V248H5ZM47 250V248L45 249ZM1 252V251H0ZM11 254V253H9ZM248 254V253H247ZM17 254H15L16 256ZM35 255V254H34ZM54 255V254H53ZM14 256V255H13ZM56 256V255H55ZM63 257V256H62ZM17 258V257H16ZM50 260V259H49ZM51 261V260H50ZM53 262V261H52ZM13 263V262H12ZM3 264V263H1ZM40 264V263H39Z\"/></svg>", "mask_w": 264, "mask_h": 264}]
</instances>
